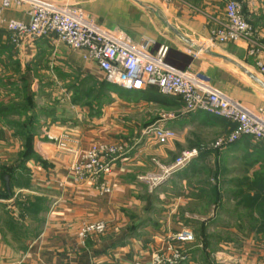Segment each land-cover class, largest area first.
Instances as JSON below:
<instances>
[{
  "label": "crops",
  "instance_id": "0c3cea01",
  "mask_svg": "<svg viewBox=\"0 0 264 264\" xmlns=\"http://www.w3.org/2000/svg\"><path fill=\"white\" fill-rule=\"evenodd\" d=\"M44 1L80 8L135 45L149 42L151 56L167 48L169 66L264 118V0H238L256 43L217 39L230 0ZM1 7L0 1V264L146 263L184 228L195 234L185 264L262 263L264 238L251 221L264 202L262 142L242 136L222 149H201L231 133L235 122L187 112L180 97L156 86L113 84L83 50L56 36L19 39L7 23H28L27 7ZM105 82L116 89L108 91ZM87 84L89 90L81 87ZM154 124L175 136L159 143L145 135ZM28 133L33 147L26 157ZM113 144L124 151L109 173L78 177L73 167L84 153ZM191 148L200 154L153 184L163 165ZM98 222L104 233L79 237Z\"/></svg>",
  "mask_w": 264,
  "mask_h": 264
},
{
  "label": "built area",
  "instance_id": "2783aa9c",
  "mask_svg": "<svg viewBox=\"0 0 264 264\" xmlns=\"http://www.w3.org/2000/svg\"><path fill=\"white\" fill-rule=\"evenodd\" d=\"M1 9L13 5L26 6L30 18L28 23L9 20L7 27L19 39L28 38L34 41L40 38L56 36V38L75 50H83L86 59L92 60L103 72L107 81L128 89L146 90L156 86L160 92L178 96L184 103L187 112L205 111L235 122L236 128L227 136H223L203 150L222 149L249 136L264 144V118L248 109L244 104L214 89L198 83L187 72L169 66L165 62L167 48L156 56L149 53V42L135 45L131 38L121 31L110 30L95 24L90 16L80 8L55 1L44 0H0ZM171 2L173 0H161ZM227 24L216 34L221 42L247 40L255 42V29L245 17L238 0H230L226 5ZM255 52V49H252ZM260 71L264 74V60L259 61ZM171 116V115H168ZM165 117V116H164ZM166 118V117H165ZM144 134L159 143H166L175 136V132L157 124L148 126ZM122 144L93 147L83 154L81 161L73 169L78 177H97L109 173L118 156L123 154ZM200 154V149L183 150L169 166H162L163 174L154 178L158 185L172 173L186 167ZM105 190H108L106 187ZM106 229L104 223L85 226L81 237L93 232L102 233ZM195 234L190 228H184L169 237L172 242L181 244L194 241ZM187 255L179 246L169 243L167 250L157 252L153 259L146 263L136 264H181ZM10 264H25L24 261ZM264 264V263H263Z\"/></svg>",
  "mask_w": 264,
  "mask_h": 264
},
{
  "label": "rangeland",
  "instance_id": "374dc122",
  "mask_svg": "<svg viewBox=\"0 0 264 264\" xmlns=\"http://www.w3.org/2000/svg\"><path fill=\"white\" fill-rule=\"evenodd\" d=\"M80 83V82H79ZM71 85V84H70ZM40 86H41V89H40V91H43L44 90V88H45V85H43V84H40ZM91 87L92 85H89V84H87V86L86 85H81V87L83 88V89H85V90H89V88L88 87ZM66 86H65V84H60L59 85V92H61L62 91V89H64ZM39 88V87H38ZM83 89L82 90H80V91H83ZM85 95H86V93L83 95V97H81L80 98V100L78 101V103L80 104V103H83V101H84V98H85ZM44 97H46V94H45V91H44V93H43V99H44ZM43 99H41L39 102H43ZM37 127V129L39 128V127H41V126H36ZM36 131V128H34L33 129V132H35ZM221 137H223V135H221V136H219V137H217V138H215V139H213V140H211L210 142H206V143H208L207 144V146H210L212 143H214L216 140H218L219 138H221ZM92 176V175H91ZM98 176V174H96L95 175V177H97ZM88 177H90V176H88ZM94 177V176H93ZM257 207H258V205H257ZM259 209H261V211L262 212H259V211H257V212H255L254 213V215L255 216H253V218L251 219V221L253 222V224L254 225H256L255 227H252V231H254V232H259V233H261L262 234V238H264V202H262L260 205H259ZM242 217V216H241ZM98 223H103V222H98ZM92 224H97V223H92ZM88 225H90V224H88ZM85 226H87V225H85ZM84 226V227H85ZM83 227V228H84ZM82 228V229H83ZM81 229V230H82ZM256 229H257V231H256ZM81 230H80V232H81ZM105 231H106V229H105ZM104 231V232H105ZM180 231V230H179ZM80 232H79V237L80 238H85V237H81V235H80ZM104 232H102V233H104ZM178 232V231H177ZM176 233V232H175ZM175 233H173V234H175ZM91 234H101V233H97V232H93V233H91ZM172 234V235H173ZM90 235V234H89ZM88 235V236H89ZM168 244L169 243H171L172 245H175V246H179L180 248H181V251H183L184 252V254L185 255H187V259L186 260H183L182 262L185 264V263H188V262H190L191 261V252H190V249L188 248V247H186L188 244H191V243H193V242H195V239H194V241H191L190 243H184V244H181V243H178V242H174V241H170L169 240V238H168ZM12 262H18V261H11L10 263H12ZM9 263V264H10ZM183 263H181V264H183ZM264 263V260L262 261V263L261 264H263ZM70 264H76V263H70ZM136 264V263H135Z\"/></svg>",
  "mask_w": 264,
  "mask_h": 264
},
{
  "label": "trees",
  "instance_id": "16d2710c",
  "mask_svg": "<svg viewBox=\"0 0 264 264\" xmlns=\"http://www.w3.org/2000/svg\"><path fill=\"white\" fill-rule=\"evenodd\" d=\"M104 85L106 86V88L108 89V91H111L112 89H116L110 83L105 82ZM154 95L161 96L158 93H155ZM32 144L33 143L31 141V138H30L29 133H28L27 134V140L25 141V150H24V153H23L24 156L29 157L31 155V153H32V147H33Z\"/></svg>",
  "mask_w": 264,
  "mask_h": 264
},
{
  "label": "water",
  "instance_id": "95a60500",
  "mask_svg": "<svg viewBox=\"0 0 264 264\" xmlns=\"http://www.w3.org/2000/svg\"><path fill=\"white\" fill-rule=\"evenodd\" d=\"M181 36H182V37H184V39H185V40H188V41H189V39H188V38H186L185 36H183V35H181ZM189 42H190V41H189Z\"/></svg>",
  "mask_w": 264,
  "mask_h": 264
}]
</instances>
